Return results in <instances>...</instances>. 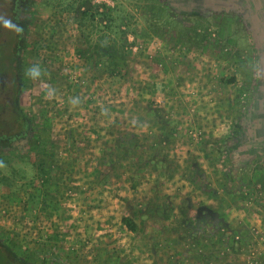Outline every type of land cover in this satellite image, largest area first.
<instances>
[{
  "label": "rangeland",
  "instance_id": "1",
  "mask_svg": "<svg viewBox=\"0 0 264 264\" xmlns=\"http://www.w3.org/2000/svg\"><path fill=\"white\" fill-rule=\"evenodd\" d=\"M117 1L81 38L64 0L42 9L40 141L0 178L8 232L53 264L264 263L257 50L226 16Z\"/></svg>",
  "mask_w": 264,
  "mask_h": 264
},
{
  "label": "flooded vegetation",
  "instance_id": "2",
  "mask_svg": "<svg viewBox=\"0 0 264 264\" xmlns=\"http://www.w3.org/2000/svg\"><path fill=\"white\" fill-rule=\"evenodd\" d=\"M50 1L0 0V178L4 181L17 165L36 162L41 126L36 98L32 97V77L41 42L38 21ZM163 1L179 16H226L235 21L249 37L264 68V0ZM117 4V0H64L63 9L66 16L79 21L75 26L81 38L86 17L110 20ZM78 48L83 49L80 44ZM9 229L0 213V264H53L36 251L21 247Z\"/></svg>",
  "mask_w": 264,
  "mask_h": 264
},
{
  "label": "trees",
  "instance_id": "3",
  "mask_svg": "<svg viewBox=\"0 0 264 264\" xmlns=\"http://www.w3.org/2000/svg\"><path fill=\"white\" fill-rule=\"evenodd\" d=\"M42 173H43V175H46L47 171L45 169H43ZM122 223L131 231H136L137 230V223L130 216H124L122 218Z\"/></svg>",
  "mask_w": 264,
  "mask_h": 264
},
{
  "label": "built area",
  "instance_id": "4",
  "mask_svg": "<svg viewBox=\"0 0 264 264\" xmlns=\"http://www.w3.org/2000/svg\"><path fill=\"white\" fill-rule=\"evenodd\" d=\"M261 264H264V263L261 262Z\"/></svg>",
  "mask_w": 264,
  "mask_h": 264
},
{
  "label": "clouds",
  "instance_id": "5",
  "mask_svg": "<svg viewBox=\"0 0 264 264\" xmlns=\"http://www.w3.org/2000/svg\"><path fill=\"white\" fill-rule=\"evenodd\" d=\"M7 23V22H6Z\"/></svg>",
  "mask_w": 264,
  "mask_h": 264
}]
</instances>
